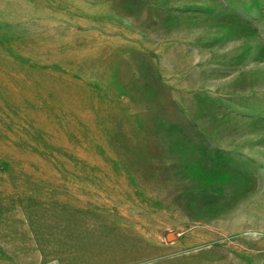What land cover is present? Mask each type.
Wrapping results in <instances>:
<instances>
[{"label": "rangeland", "instance_id": "rangeland-1", "mask_svg": "<svg viewBox=\"0 0 264 264\" xmlns=\"http://www.w3.org/2000/svg\"><path fill=\"white\" fill-rule=\"evenodd\" d=\"M0 264H264V0H0Z\"/></svg>", "mask_w": 264, "mask_h": 264}]
</instances>
